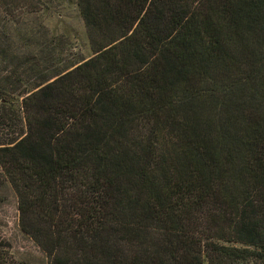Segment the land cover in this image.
I'll return each instance as SVG.
<instances>
[{
    "label": "trees",
    "instance_id": "trees-1",
    "mask_svg": "<svg viewBox=\"0 0 264 264\" xmlns=\"http://www.w3.org/2000/svg\"><path fill=\"white\" fill-rule=\"evenodd\" d=\"M34 1L0 0V186L49 264H264V0H75L49 77L5 27Z\"/></svg>",
    "mask_w": 264,
    "mask_h": 264
},
{
    "label": "rangeland",
    "instance_id": "rangeland-1",
    "mask_svg": "<svg viewBox=\"0 0 264 264\" xmlns=\"http://www.w3.org/2000/svg\"><path fill=\"white\" fill-rule=\"evenodd\" d=\"M6 24L14 52L31 59L30 76H52L91 55L86 28L75 0H36L17 6ZM0 230L10 244L16 264H49L38 245L18 225L16 195L9 184L0 186Z\"/></svg>",
    "mask_w": 264,
    "mask_h": 264
}]
</instances>
